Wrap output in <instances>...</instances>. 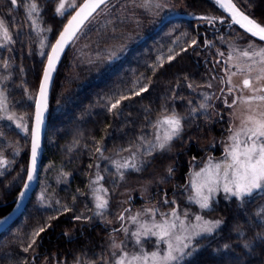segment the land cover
<instances>
[{"label": "trees", "instance_id": "obj_1", "mask_svg": "<svg viewBox=\"0 0 264 264\" xmlns=\"http://www.w3.org/2000/svg\"><path fill=\"white\" fill-rule=\"evenodd\" d=\"M37 2L43 9L40 13L43 27L51 29L42 36H47V44H53L70 15L61 18L55 14L56 0ZM166 2L174 14L216 17L217 22L210 24L200 17L167 19L174 14L160 19L157 11L132 0H109L106 9L98 10L95 20L87 22L79 38L68 47L53 84L39 185L22 215L0 233V264H23L24 261L62 264L63 260L64 264H75L78 258L81 264L90 261L104 264L100 257L107 256L113 229H119V225L115 223L111 227L106 221L107 214L104 218L93 215L90 183L95 178L96 165L104 176L102 184L108 188L111 207L115 209L117 203L113 196L122 184L153 176L167 158L155 157V161L145 163L138 172L128 170L123 180L119 179L111 161L128 152L121 149L132 145L135 150L140 136L153 141L156 129L152 125L163 115L176 112L185 120L184 131L181 138L174 140L171 153L175 182L171 190H163L166 193L161 200L171 196L173 188L186 190L193 164L202 161L206 151L221 156L222 139L230 128L226 108L213 96L208 101L211 105L208 114L200 110L193 116L191 109L204 102L200 91L208 90L207 84L223 80L221 66L226 59L219 53H225L228 48L227 35L231 34L226 30L230 18L214 0ZM238 4L264 25V0H247V3L238 0ZM0 18L6 20L15 40L6 48L8 51L0 48V58L9 52L16 63L7 83L8 99L14 102L24 95L23 83L30 93L36 92L46 58L40 55L42 36L30 27L26 33L21 28L20 21L24 20L25 24L27 20L23 7L12 6L10 0H0ZM192 39L198 42L195 46H190ZM121 46L125 49L123 52L118 51ZM44 49L45 54L50 50ZM169 49L180 55L154 71L153 65L158 64L159 57L171 54ZM110 50H117L119 58L111 62L98 59L106 57ZM144 84L149 90L134 96ZM188 84L193 87L189 88ZM119 95L131 98L110 112L109 100L114 102ZM19 102L15 104L18 112L29 111L32 106ZM24 142L26 148L18 165L0 176V218L13 208L25 182L30 139ZM212 143L215 146L205 150L204 146ZM98 145L104 148L108 160L101 159L95 151ZM155 193L152 191L148 202L155 201ZM179 200L181 211L184 207L192 208L194 213L223 221L214 234L201 238L200 251L186 264H264V214L257 215L264 208V193H255L243 203L221 193L212 210H200L186 201V195ZM64 206L71 211L64 212ZM81 213L92 219L87 222L74 219ZM189 217L193 218V213ZM41 226H46V230L24 252L31 233ZM225 244L230 247L225 249Z\"/></svg>", "mask_w": 264, "mask_h": 264}, {"label": "snow or ice", "instance_id": "obj_2", "mask_svg": "<svg viewBox=\"0 0 264 264\" xmlns=\"http://www.w3.org/2000/svg\"><path fill=\"white\" fill-rule=\"evenodd\" d=\"M214 2L228 14L233 24L243 28L251 36L264 41V25L246 14L240 8L238 0H214ZM245 2L247 3V0ZM10 3L17 8H24L29 26L36 35H40L44 31H51V29L42 27L43 20L40 13L43 9L37 0H23V3L21 0H10ZM108 4L109 0H83L80 4H77L76 0H71V2L59 0L55 8L57 15L64 17L69 8L74 9L75 14L67 20L54 44H47L45 40L40 41V55L46 58L47 66L43 70L38 95L35 98L29 96V99H34L35 102V116L31 130L30 168L27 172L29 183L24 184V190L19 193L20 200L25 198L30 182L36 176L41 152V133L45 123V113L48 110L49 88L61 55L66 46L79 38L86 22L94 21L98 10L103 12ZM152 5L153 0H144L142 6L150 9ZM161 6L159 3L155 4L156 8ZM200 19L215 24L218 18L200 17ZM219 22L224 23V20L220 19ZM114 31L115 29H113ZM17 34L19 35V33ZM13 43L15 40L8 23L5 19L0 18V48H7ZM197 43V40L192 39L190 46H195ZM46 47L50 48V52L47 54L43 51ZM124 50V47L121 46L118 51L123 52ZM118 51L110 50L106 57L98 59L114 61L119 58ZM181 51H187V49L181 48ZM169 53L171 54L167 57L163 55L159 57L158 64L153 65L154 71L163 67L166 61L170 63L180 55V52H174L173 49H169ZM219 55L223 57L224 53L221 52ZM224 63L229 64L230 67L225 69L226 78L221 80V83L226 84L227 88L221 89V92L226 91L229 96L233 97L231 103L227 98L224 99V103L229 108L239 107L241 111L238 115L235 112L232 114L234 126L229 129V142L224 158L220 162L210 159L207 166L199 172H195L190 180L194 195L189 196V201L197 204L201 210H212L214 195L220 191H223L227 196L237 198L241 203L255 193H264V47L249 45L248 49L233 48ZM0 66L7 69L9 64L4 61ZM237 76L241 77L239 84L233 82V77ZM3 79L8 80L11 77H3ZM188 87L192 88L193 85L188 84ZM207 87L211 88L212 84H207ZM148 90V85L144 84L139 86L133 95L140 96ZM130 98L129 95H119L114 102L109 100L107 108L110 112H115L122 101ZM211 99L213 96L205 94L204 102L200 103L198 108H192L191 114L195 116L200 110L208 114V109L211 107L208 101ZM0 113H2L0 120L12 121L25 135L29 134L28 126L24 122L25 118L18 116L15 112H10L8 96L2 87H0ZM184 120L185 117L176 112L163 115L152 125L154 129L158 130L154 136V142L148 141L145 136H140V143L135 146V151L132 150V145L127 149H121V151H128L130 156L122 161H111L119 179H125V172L128 170L140 171L145 163L143 157L169 151L173 141L181 138L184 131ZM2 135L3 133L0 132V136ZM95 151L99 153L101 159H109L104 156L105 150L102 146L98 145ZM8 163L9 161L0 155V168H5ZM96 168L95 178L90 183L94 202L93 215L104 218L109 208L110 196L108 188L102 184L104 176L100 174L99 165H96ZM168 171L171 173L172 169L169 168ZM0 175H3L2 171H0ZM41 199H44L43 195ZM163 202L169 203L167 199ZM63 211L68 212L71 209L64 206ZM262 214H264V208H261L257 213L258 216ZM74 219L87 222L92 219V216H85L81 213ZM117 219L120 221L121 227L113 229L110 242L111 264H186V261L190 262L200 251L201 238L214 234L223 224L220 219H207L202 215H195V222H193L187 212H180L178 206L168 212H162L156 207L144 208L134 213L131 209H124ZM2 223L4 221L0 220V224ZM129 224L135 226L134 230L129 229ZM46 226H41L31 233V241L28 247L23 249L24 252H28L36 244V238L46 230ZM117 232L124 234V241L116 239L115 233ZM152 238L155 240L153 241ZM129 239L132 241L135 251L128 250ZM150 243L153 248L147 250L146 245ZM229 247L227 244L224 245L225 249ZM100 259L104 261V264H109L104 257H100ZM23 264H27V262L24 261ZM76 264H81L79 258ZM88 264H95V262L90 261Z\"/></svg>", "mask_w": 264, "mask_h": 264}, {"label": "rangeland", "instance_id": "obj_3", "mask_svg": "<svg viewBox=\"0 0 264 264\" xmlns=\"http://www.w3.org/2000/svg\"><path fill=\"white\" fill-rule=\"evenodd\" d=\"M82 1L83 0H76L77 4H80ZM132 1L135 3H139L140 5H143V3H144V0H132ZM69 2H71V0H69ZM58 3H59V0H56V4L54 5V11H55V8H56ZM156 3H159L162 6L160 8H156L155 7ZM151 8L160 14V19H162V18L164 19L167 16L175 13V11L172 8L168 7L166 0H153V5ZM72 11H74V9L69 8L68 11L65 13V16L68 14L70 15V13ZM55 14H56V12H55ZM57 16H59V15H57ZM59 17H61V16H59ZM61 18H63V17H61ZM25 21H26L25 24H24V20L20 21V22H23V24L20 23V25H21L22 30L25 31V33H26L27 30L29 31L30 26H29L28 20H25ZM17 23H18V21H17ZM227 24H229V26H227L226 31H228L231 34V36L227 35V40H228L227 41V45H228L227 47L228 48H227V51L224 53V58L226 60L228 58V55L232 52L233 48L248 49L249 45L264 47V42L258 41L256 39L252 38L249 34L244 32L243 30L242 31L244 33L237 31L236 27L232 26L235 24H233L231 22V20L228 21ZM42 27H43V24H42ZM42 34H43V32L39 35V37L42 36ZM41 40L47 41V36H44V37L42 36L40 41ZM39 48H40V45H39ZM44 50L45 49H43V51ZM4 61L8 62L9 67L7 69H5L2 66H0V87H2L3 90L7 94V92H8L7 83L11 79L5 80V79H3V77L13 76L12 69L15 68L16 63H14L12 56L10 55L9 52L7 53V55L4 58H0V65H2V63ZM229 67H230L229 64H225V65L223 64L221 66V71L223 72V76H224L223 79L226 78L225 69L229 68ZM232 71H235V69H232ZM233 82L235 84H239L241 82V77H239V76L233 77ZM21 87H23V93H24L23 97H20L18 100L14 101V102H10L8 99V105H9L10 112H15L18 116H23L25 118L24 122L28 126L29 134L25 135V133L21 129L17 128L12 121L0 120V132L3 133V135L0 136V155H2L6 160L9 161L8 165L5 168H0V171H2L3 174L7 173L8 171L12 170L16 165H18V161L20 159V156L22 155V153L25 151V148H26L24 141H26L27 139H30V146H31V130H32L35 102H34V99H29V96H32L33 98H35L37 96L38 89L33 94V93H30V90L27 88V84L23 83V84H21ZM226 88H227V85L224 83H221V80H218L217 82L214 81L212 83L211 88H208V90H201L200 93L203 96L205 94H207L209 96H214L218 99V102L220 104H222L224 106V108H226V112H227L226 115H228L230 117L229 118L230 119V128H232L234 126L232 114L235 112L238 115L240 113L241 109L239 107H237L235 109L229 108L224 103L225 98H227L229 103H231V101L233 99V97L229 96L226 91L221 92V89H226ZM19 101L21 102V105H25V102L27 103V105H32L31 108L29 109V111L18 112V110L15 108V104L18 103ZM215 114H214V117L216 118L217 116ZM0 115H2V113H0ZM236 124H238V121H236ZM157 131L158 130L156 129L155 134L157 133ZM229 135H230V132L228 130V132L225 134V137L222 139V148L223 149H222V152L220 153L221 156L220 155L214 156L213 155L214 151L209 150L210 147L215 146L214 143L204 146L205 150H209V151H206V153H207L206 157L202 161H198V162L193 164L192 171L189 175L188 185H187L185 191H182L183 189H180V188L179 189L173 188V190H172L173 194L167 198L162 199V200H161V198H162L161 196L166 193L163 190L167 191L168 189H170V186L175 182V180L172 178L173 172L169 173V171H168L169 168H171L173 171V168L175 166V164L171 161V159H172L171 153H172V150H174L175 145L173 143L171 149L167 152H164V153L157 152V153H154L152 156L143 157L145 163H147V164H149L152 160L155 161L156 159H153L155 157L160 158V157L165 156L167 159H165V161L163 160L164 164L160 165L158 167V171H156L153 176H146L145 178H142L141 180L138 179L136 181H131V183H125L124 185L122 184V186H120L119 190L117 188V190H118L117 195L115 194L113 196L115 203H117V208L113 209L112 208L113 206L111 207V201H110L111 197H110L109 208H108L107 217H106L107 223L111 227L113 226V224L117 223V225H119L117 227L120 228L121 224H120V221L117 219V216L120 213H122L124 211V209H126L127 207H128L127 209H131L132 212L134 213L136 211H140L144 208H150V207H156L162 212H168L173 207L178 206L181 213L183 210H184V212H187L189 214V216L193 213V218H191L193 222H195L194 221L195 215L204 216L200 212L194 213L192 211V208L184 207L181 211L182 207L180 206V200L179 199L184 198V195H186V201L189 202L190 204H195L194 202L189 201V196L194 195V191L191 187L190 180L193 178L195 172H199L202 168L207 166L210 159H212L214 162H220L224 158L225 150H226L227 144L229 142L228 141ZM153 142H154V137H153ZM135 150H133V151H135ZM129 156H130V153L125 152V153H123V155H120L117 158H115V160H121L122 161L124 158H127ZM27 172H26V176H27ZM25 180H26V177H25ZM152 191H156L155 196H154L155 201L154 202H152V201L148 202L149 197L152 195ZM221 193L226 195L223 191L216 193L214 195V198H213V205L216 201V198ZM159 197H160V199H159ZM165 199H167L169 201L168 204H165L163 202ZM172 202H174V203H172ZM195 205H197V204H195ZM198 208H199V206H198ZM110 214L113 215L112 218H111ZM206 218L212 219V220L219 219V218H214V217L213 218L206 217ZM128 227L130 230H134V228H135V226H133L131 224H129ZM115 236H116V239L118 241H124L125 240V236L123 233L117 232V233H115ZM111 237H112V235H111ZM152 240L154 241L155 238H152ZM110 242L108 244V247L106 248V250L108 251L107 256L105 257V255H104V258L106 260H108L109 264H111V259H112L111 251H110ZM127 247H128V250H130V251L136 250L133 248V244H132V241L130 239L127 242ZM152 248H153V245L151 243L146 245L147 250H152ZM64 263H65V260L62 261V264H64ZM103 263H104V261H103ZM44 264H48V262L44 263Z\"/></svg>", "mask_w": 264, "mask_h": 264}, {"label": "water", "instance_id": "obj_4", "mask_svg": "<svg viewBox=\"0 0 264 264\" xmlns=\"http://www.w3.org/2000/svg\"><path fill=\"white\" fill-rule=\"evenodd\" d=\"M74 14H75V10L70 14V16L68 17V19H71V15H74ZM175 17H185V18H190V19H193V18L197 19L200 16H197V15H189V14H174V15L169 16L167 19H171V18H175ZM67 20H66L65 24L63 25V27L61 28L60 32L63 31V28H64V26L67 23ZM239 28L241 30H243L244 32H246L243 28H241V27H239ZM59 33H58L56 39L54 40L53 44L59 38ZM247 34H249V33H247ZM254 38H256V39L259 40L258 37H254ZM70 44L65 47L64 52L61 55L60 61H59L58 65H57L56 72L53 74L52 82H51V85H50V88H49V94H48V110L45 113V123H44L43 129H42V133H41V152H40V156L38 158V165H37V172H36L35 179L32 182H30V186H29V188L27 190V194H26L25 198L23 200H20V198L18 197L15 200L14 206L10 210V212H8L5 216H3V217L0 218V220H3L4 221V223L0 224V233L4 232L6 229H8L22 215V213L25 211L26 207L28 206V204L30 202V199L32 198V196H33L36 188L39 185L40 174H41V167H42V161H43V155H44V145H45L46 136H47V129H48V117H49L50 101H51L53 84H54V80H55L56 73H57L58 67L60 65V62H61L64 54L66 53L68 47L70 46ZM49 52H50V50H49ZM46 66H47V60L45 61L43 70H44V68ZM42 76H43V71H42V75H41L39 87H40V84L42 82ZM38 91H39V88H38ZM37 95H38V92H37ZM34 116H35V107H34V113H33L32 128H33V125H34ZM30 156H31V146H30ZM30 156H29V162H28V170L30 168ZM26 183H29V181L27 180V176H26V180H25L24 184H26ZM23 190H24V185H23L21 191H23Z\"/></svg>", "mask_w": 264, "mask_h": 264}, {"label": "flooded vegetation", "instance_id": "obj_5", "mask_svg": "<svg viewBox=\"0 0 264 264\" xmlns=\"http://www.w3.org/2000/svg\"><path fill=\"white\" fill-rule=\"evenodd\" d=\"M252 37V36H251ZM252 38H254V37H252ZM254 39H256V38H254ZM256 40H258V39H256ZM258 41H260V40H258ZM263 42V41H262Z\"/></svg>", "mask_w": 264, "mask_h": 264}]
</instances>
